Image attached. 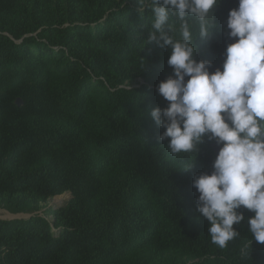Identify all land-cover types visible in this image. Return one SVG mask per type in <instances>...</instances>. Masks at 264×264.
<instances>
[{"label": "trees", "instance_id": "obj_1", "mask_svg": "<svg viewBox=\"0 0 264 264\" xmlns=\"http://www.w3.org/2000/svg\"><path fill=\"white\" fill-rule=\"evenodd\" d=\"M237 7L220 0L215 28L193 42L210 72L234 42L227 18ZM139 8L0 0V208L30 213L0 219V264H264L253 212L241 207L240 235L221 249L197 211L193 178L211 174L215 142L173 155L170 138L158 139L165 129L151 111L168 106L158 84L173 69L169 50L147 43L152 13Z\"/></svg>", "mask_w": 264, "mask_h": 264}, {"label": "clouds", "instance_id": "obj_2", "mask_svg": "<svg viewBox=\"0 0 264 264\" xmlns=\"http://www.w3.org/2000/svg\"><path fill=\"white\" fill-rule=\"evenodd\" d=\"M220 0H138L152 13L147 43L166 47L173 73L158 84L168 106L151 116L173 155L197 153L205 138L219 147L211 174L193 178L197 211L210 222L211 242L223 249L247 218L251 242L264 243V0H238L227 18L222 68L195 59L194 40L215 28ZM187 77V79H186ZM193 161L184 170H190ZM250 242V243H251ZM248 255V246L241 249Z\"/></svg>", "mask_w": 264, "mask_h": 264}, {"label": "rangeland", "instance_id": "obj_3", "mask_svg": "<svg viewBox=\"0 0 264 264\" xmlns=\"http://www.w3.org/2000/svg\"><path fill=\"white\" fill-rule=\"evenodd\" d=\"M142 78H137L136 80L133 81V85H138L140 82H142ZM70 196V193H64V194H61L59 196H55V197H52L50 198L49 200H47L45 203H42L40 205H60L62 204L64 201H66L68 199V197ZM62 201V203H58ZM43 210H38L37 212H40L42 213ZM30 213H24V212H20V213H10L9 211L3 209V208H0V219L1 218H7V219H10V218H26L29 216Z\"/></svg>", "mask_w": 264, "mask_h": 264}, {"label": "water", "instance_id": "obj_4", "mask_svg": "<svg viewBox=\"0 0 264 264\" xmlns=\"http://www.w3.org/2000/svg\"><path fill=\"white\" fill-rule=\"evenodd\" d=\"M219 147L216 143H212L211 144V148H212V151L213 153L215 154V156L218 154V151H219ZM58 203H62V201L58 202Z\"/></svg>", "mask_w": 264, "mask_h": 264}]
</instances>
